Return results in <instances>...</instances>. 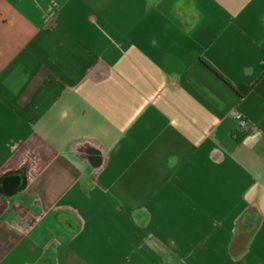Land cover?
Masks as SVG:
<instances>
[{"label":"crops","instance_id":"1","mask_svg":"<svg viewBox=\"0 0 264 264\" xmlns=\"http://www.w3.org/2000/svg\"><path fill=\"white\" fill-rule=\"evenodd\" d=\"M263 41L264 0H0V264H264Z\"/></svg>","mask_w":264,"mask_h":264},{"label":"trees","instance_id":"2","mask_svg":"<svg viewBox=\"0 0 264 264\" xmlns=\"http://www.w3.org/2000/svg\"><path fill=\"white\" fill-rule=\"evenodd\" d=\"M262 52H263V60H262V74H264V41H263V43H262ZM239 89V88H238ZM240 91L242 92V94H244V93H246L247 92V90H248V87H243V88H241L240 87ZM240 137L241 136H238L237 138L238 139H240Z\"/></svg>","mask_w":264,"mask_h":264},{"label":"built area","instance_id":"3","mask_svg":"<svg viewBox=\"0 0 264 264\" xmlns=\"http://www.w3.org/2000/svg\"><path fill=\"white\" fill-rule=\"evenodd\" d=\"M235 117L238 120V122L240 123V125L243 126L246 124L247 120L239 112L235 113Z\"/></svg>","mask_w":264,"mask_h":264}]
</instances>
